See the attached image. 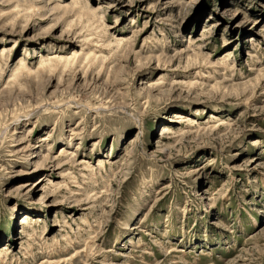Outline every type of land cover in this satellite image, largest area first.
Segmentation results:
<instances>
[{
	"label": "rangeland",
	"instance_id": "1",
	"mask_svg": "<svg viewBox=\"0 0 264 264\" xmlns=\"http://www.w3.org/2000/svg\"><path fill=\"white\" fill-rule=\"evenodd\" d=\"M0 264H264V0H0Z\"/></svg>",
	"mask_w": 264,
	"mask_h": 264
},
{
	"label": "bare ground",
	"instance_id": "2",
	"mask_svg": "<svg viewBox=\"0 0 264 264\" xmlns=\"http://www.w3.org/2000/svg\"><path fill=\"white\" fill-rule=\"evenodd\" d=\"M51 56H52V55H51ZM51 56L47 58V59H48V62H55V61H57L58 59H62V58H60V57L57 56V55H56V56H52V57H51ZM76 56H77V54H76V55H73V56H72V60H73V59L76 60L77 57H78V59H79V56H77V57H76ZM87 57H88V56H87ZM67 60H68V59H67ZM65 61H66V60H65ZM94 62H95V61H94ZM22 65H23V63H20V64H19V66H22ZM42 66H43V65H42ZM130 140L134 141L133 139H130ZM45 161H46V160L44 159V160L42 161V163H44ZM1 259H2V258H1ZM2 260H3V259H2Z\"/></svg>",
	"mask_w": 264,
	"mask_h": 264
}]
</instances>
